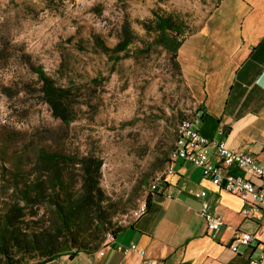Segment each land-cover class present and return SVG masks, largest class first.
<instances>
[{
	"label": "rangeland",
	"instance_id": "1",
	"mask_svg": "<svg viewBox=\"0 0 264 264\" xmlns=\"http://www.w3.org/2000/svg\"><path fill=\"white\" fill-rule=\"evenodd\" d=\"M219 2L0 0V208L11 193L4 194L1 182L25 179L38 148L94 152L103 162L101 187L112 214L100 247L128 225L150 197L152 179L166 171L182 144L179 124L194 118L198 106L171 53L144 24H151L155 13L172 15L182 23L183 38L198 30ZM125 22L138 38L127 57L114 63L96 52L93 36L113 47ZM37 67L58 85L75 87L77 117L69 126L45 102ZM26 220L27 227L31 218ZM28 260L44 258L29 256L22 264Z\"/></svg>",
	"mask_w": 264,
	"mask_h": 264
},
{
	"label": "crops",
	"instance_id": "2",
	"mask_svg": "<svg viewBox=\"0 0 264 264\" xmlns=\"http://www.w3.org/2000/svg\"><path fill=\"white\" fill-rule=\"evenodd\" d=\"M177 60L185 83L198 106L194 118L201 134L224 139L236 150L252 154L264 165V0H221L202 26L187 35ZM223 128V133L219 128ZM173 173L151 195L145 214L114 233L115 243H134L139 251L116 249L73 251L40 264H249L264 251L252 243L231 249L237 234L264 235V212L251 219L242 213L244 199L222 190L192 163L171 161ZM227 172L245 175L236 166ZM205 189L211 212L225 220L210 233L200 214Z\"/></svg>",
	"mask_w": 264,
	"mask_h": 264
},
{
	"label": "trees",
	"instance_id": "3",
	"mask_svg": "<svg viewBox=\"0 0 264 264\" xmlns=\"http://www.w3.org/2000/svg\"><path fill=\"white\" fill-rule=\"evenodd\" d=\"M144 26L169 50L181 73L177 55L186 37H180L182 23L172 15L155 13L152 23ZM137 38L130 23L125 22L115 46L106 45L99 35H94V49L116 63L127 57ZM35 71L53 116L69 126L77 117L75 87L58 85L42 67ZM102 165L94 152L67 154L42 146L25 179L1 182L4 194L11 193L0 208V264H22L26 257L36 255L44 260H28L26 264H40L72 250H98L112 219L106 211L109 197L101 187ZM27 217L31 222L26 227ZM124 227H118L115 233Z\"/></svg>",
	"mask_w": 264,
	"mask_h": 264
},
{
	"label": "built area",
	"instance_id": "4",
	"mask_svg": "<svg viewBox=\"0 0 264 264\" xmlns=\"http://www.w3.org/2000/svg\"><path fill=\"white\" fill-rule=\"evenodd\" d=\"M178 131H182V145L175 155L174 159H183L202 170L203 176L210 180L214 185L222 190L241 196L245 201L242 213L251 219L260 218L264 212V165L260 164L256 158L249 153L231 148L226 140L208 138L200 133L196 118H188L181 121ZM223 128L219 132L223 133ZM166 168V171L160 173L158 179H152L149 184L151 195L160 190L161 184L166 180V176L173 173V166ZM229 166H236L244 171L245 175H233L227 172ZM202 199L200 214L205 219L208 231L210 233L218 232L225 224L222 215L211 212L212 203L207 199L208 193L205 189L197 193ZM147 201H144L135 209L132 220L139 218L147 211ZM114 234H109L104 242L100 255H104L106 248H113L117 251L128 254L131 251L143 253V249L138 248L134 243L124 245L115 243ZM252 243L264 245V235L256 237L248 232L237 234L231 249L234 252L239 250L240 246H250ZM145 264H165L158 259L145 260ZM249 264H264V251L257 257L250 258Z\"/></svg>",
	"mask_w": 264,
	"mask_h": 264
},
{
	"label": "bare ground",
	"instance_id": "5",
	"mask_svg": "<svg viewBox=\"0 0 264 264\" xmlns=\"http://www.w3.org/2000/svg\"><path fill=\"white\" fill-rule=\"evenodd\" d=\"M181 145H182V144H180V146H178V147L172 152V157H171V159H174L175 155H178V151L181 149Z\"/></svg>",
	"mask_w": 264,
	"mask_h": 264
}]
</instances>
